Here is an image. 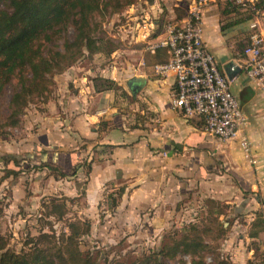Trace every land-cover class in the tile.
<instances>
[{
  "label": "crops",
  "instance_id": "crops-1",
  "mask_svg": "<svg viewBox=\"0 0 264 264\" xmlns=\"http://www.w3.org/2000/svg\"><path fill=\"white\" fill-rule=\"evenodd\" d=\"M229 14L235 16L219 1L208 4L204 9V39L220 72L231 81V89L248 119L246 134L256 165L245 158L237 142L222 144L206 132L201 118H187L173 108L175 77L159 76L153 69L154 65L167 62L169 54L166 50L146 53V44L140 41L150 31L147 27L139 28V47L135 52L140 55L131 58L126 54L128 58L123 59L117 76L103 71L100 83L94 80L92 69L81 74L79 71L84 69L77 67L78 73L60 77L59 98L47 104L40 127L49 144L56 145L73 164L85 155L89 162L93 161L85 195L91 208L100 206L105 184L119 177L131 182L123 195L124 205L135 209L156 208L163 202L176 207L190 195L221 201L252 222L249 233L242 234L235 246V253H242L244 260H249L255 252L248 247L249 242L264 235V90L241 69L245 55L240 42L247 45L253 22H260L264 34V11L255 21H234L231 17V23L225 26L222 19ZM245 32L246 39H242ZM232 65L240 69L231 72ZM135 77L144 78L142 88L129 87ZM106 80L132 98V113H127V97L119 99L115 89H108ZM132 120L135 126L129 129L127 123ZM239 219L237 228H241Z\"/></svg>",
  "mask_w": 264,
  "mask_h": 264
},
{
  "label": "rangeland",
  "instance_id": "rangeland-1",
  "mask_svg": "<svg viewBox=\"0 0 264 264\" xmlns=\"http://www.w3.org/2000/svg\"><path fill=\"white\" fill-rule=\"evenodd\" d=\"M127 1L132 2L131 6H126L120 13H114L113 8L110 7L95 15L92 27L95 29V37L104 38V53L97 56H89L86 53L73 67L50 77V81L43 84L50 93L47 103H54L59 98L57 95L62 90L59 78H63L65 73H78L77 67L84 69L79 71L81 74L92 69L96 76L94 80L100 83H103L100 77L103 71L111 77L115 74L117 76L123 68L126 54L131 58L140 55L135 50L139 47L136 41L141 27L150 30L147 31L146 37L141 39L140 44L145 43L146 53L151 55L149 45L163 37L169 23L188 17L189 6L192 4V0H125L124 2ZM218 1L235 14L234 17L230 16L231 14L223 17L222 23L225 26L231 23V17L234 21H255L256 16L260 17L262 13L256 14L258 9L255 8V4L258 0H246L245 4H240L236 0L232 2L216 0ZM74 36L73 27L69 26V30L56 36L48 47L50 50L63 52L65 38L72 40ZM159 36L160 38L157 39ZM246 36L247 32L242 34L241 38L246 39ZM240 44L244 51L246 44L242 41ZM131 48L133 50H130ZM126 50L127 53L124 52ZM86 75L88 79H93L89 74ZM114 88L119 99L127 97V113H132V98L125 95L124 91H119L121 89L117 85H114ZM74 90V84L71 83L70 92ZM11 95L12 88L8 87L1 103L5 117L8 115ZM47 103L44 99L35 98L22 116L20 127L9 128L6 135L0 137V161L5 156L13 155L27 164L19 169L21 174L18 177H7V171L0 162V235L9 241L10 249L21 252L25 249L29 238L42 233H52L51 230H54L58 236L69 234L67 221L49 218L44 209V204H48L52 199L69 198L67 201L69 214L66 219L90 221L91 229L81 238L80 247L83 251L100 256V264H106L107 259L109 262L141 259L151 252L160 251L164 244H169L170 236L174 235L179 239L189 231L191 224L197 225L200 230L209 229L207 234H203L205 241L213 250L206 253L207 263L214 264L215 259L218 258L220 262L224 261L228 264H244L245 261H247L245 264L248 262L264 264V235L256 242H249L248 247L255 250L251 259L244 260L242 253L236 254L235 246L242 234L249 233L248 226L252 222L244 217L245 214L243 216L240 213L238 216L232 205L221 201L216 202L200 195L194 198L190 195L176 207L171 203L163 202L156 208L135 209L127 203L124 205L126 199L124 196L122 207V199L118 197L119 190L123 187L129 188L131 182L119 177L105 184L100 206L91 208L85 196L90 178L85 164L89 162V158L85 155L78 160L77 165L73 164L66 155H61L63 151L60 152L56 145L49 144L40 127L47 113ZM134 126V120L127 123L129 129H134ZM47 143L51 148L48 149ZM87 147L84 146L86 152ZM48 158L55 164L61 165L70 176L58 178L56 171L32 168L40 166L41 160ZM74 165L83 166L79 168L81 171H78L76 176L72 175ZM114 202H119V206L115 209L111 207ZM238 218L241 228H237ZM181 259L190 263L188 257H179L176 261L167 262L179 264L178 261Z\"/></svg>",
  "mask_w": 264,
  "mask_h": 264
},
{
  "label": "trees",
  "instance_id": "trees-1",
  "mask_svg": "<svg viewBox=\"0 0 264 264\" xmlns=\"http://www.w3.org/2000/svg\"><path fill=\"white\" fill-rule=\"evenodd\" d=\"M124 1L0 0V137L6 135L7 129L20 127L22 116L35 98L48 102L50 93L43 84L50 81V77L73 67L86 53L89 56L104 53V38L95 37L93 19L103 9L112 7L114 13H120L126 6H131V1ZM255 8L264 11V0H258ZM69 26L73 27L75 36L72 40L65 38L64 51L50 50L48 45L56 36L67 32ZM104 82L109 90L115 89L114 82ZM8 87L12 88V95L5 117L1 103ZM0 162L7 171V177H18L21 174L19 169L27 165L13 155L3 157ZM92 164L93 161L85 164L88 176ZM76 165L72 167L73 176L83 167ZM32 168L56 171L58 178L70 176L49 158L42 159L40 166ZM125 192V187L119 190V199ZM67 201L69 198L52 199L44 204V209L49 218L67 221L69 234L58 236L54 230L39 234L29 238L21 252L10 249L9 241L0 235V264H100V256L80 247L81 238L91 229L90 221L67 220ZM118 206L119 202L111 205L114 209ZM189 228L179 239L170 236L169 244H164L160 251L151 252L141 259L110 262L107 259L106 264H169L167 261H176L179 257L190 258V263L181 259L179 264H210L205 257L212 249L203 237L209 229L200 230L195 224ZM214 264L228 263L217 258Z\"/></svg>",
  "mask_w": 264,
  "mask_h": 264
},
{
  "label": "built area",
  "instance_id": "built-area-1",
  "mask_svg": "<svg viewBox=\"0 0 264 264\" xmlns=\"http://www.w3.org/2000/svg\"><path fill=\"white\" fill-rule=\"evenodd\" d=\"M215 0H194L188 17L166 26L164 36L149 45L152 54L166 50L169 60L155 65V73L162 77H175V90L171 98L174 109L187 118H201L208 134L222 144L237 142L245 158L257 164L246 134L248 119L241 110L239 100L231 89V81L219 70L216 59L205 43L204 9ZM234 1V0H233ZM245 4L246 0H236ZM261 11H256L259 15ZM257 17V16H256ZM243 72L264 90V34L260 22L250 26V36L243 51ZM240 69L230 67L231 72Z\"/></svg>",
  "mask_w": 264,
  "mask_h": 264
},
{
  "label": "water",
  "instance_id": "water-1",
  "mask_svg": "<svg viewBox=\"0 0 264 264\" xmlns=\"http://www.w3.org/2000/svg\"><path fill=\"white\" fill-rule=\"evenodd\" d=\"M148 1H152V0H148ZM145 84V80L142 77H135L133 78L130 83H129V87H137V88H142V86Z\"/></svg>",
  "mask_w": 264,
  "mask_h": 264
}]
</instances>
